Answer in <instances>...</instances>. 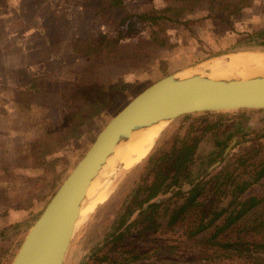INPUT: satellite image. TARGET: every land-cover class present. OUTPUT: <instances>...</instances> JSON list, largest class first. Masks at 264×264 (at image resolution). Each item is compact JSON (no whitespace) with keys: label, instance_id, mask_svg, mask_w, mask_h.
<instances>
[{"label":"rangeland","instance_id":"obj_1","mask_svg":"<svg viewBox=\"0 0 264 264\" xmlns=\"http://www.w3.org/2000/svg\"><path fill=\"white\" fill-rule=\"evenodd\" d=\"M110 2L96 0L94 5L85 6L86 17L92 23L93 32L90 33L94 34L83 43L101 34L111 39L120 30L123 39L118 48L111 49L109 56L96 59L78 53L80 56L73 55L67 65L54 66L51 74L21 87L15 94L19 105L14 114L11 118L0 119V264L10 263L28 229L95 137L135 95L168 75H189L192 72L209 75L210 71L202 68L203 64L216 57L227 61L232 54L228 58L213 54L232 47L236 42L242 43L240 53H264V48L257 47V40L247 37L264 30V0H220V6L229 5L228 11L219 6L209 8L208 2L202 1L192 15L182 17L181 23L162 22L160 28L154 27L158 38L170 48L156 46L151 39L152 29L136 17L130 20V31L126 24L120 27L119 23L126 15L162 10L173 0H120L115 8H110ZM236 5L241 11L231 15ZM13 20L19 23L18 17L13 16ZM83 43L73 42L72 49L73 44ZM56 48L57 45L53 51ZM97 91L106 93L111 104L102 113L91 116L90 106L99 98ZM198 116L181 117L166 124L148 155L136 164L116 165V168L109 169L113 154L105 167L109 169L105 180H111L112 188L104 201L91 203L88 207L74 231L63 264H114L111 258L119 252L110 249L109 235L131 191L147 172L141 165L148 156L167 151L175 137H182L189 125L217 123V132L232 133L236 145L224 163L232 161L253 144L262 146L263 152L258 157L264 158V110L215 113L201 120H197ZM53 149L54 153L45 154ZM212 149V141L205 138L198 154L203 164L216 157L211 155ZM198 168L195 166L194 171ZM263 191L264 178L250 186L245 197L262 195ZM179 228L164 236H156L177 240L186 230ZM211 233L212 230L200 237L205 238ZM135 243L132 236L126 241L127 247ZM145 243L143 240L136 246L145 247ZM147 249L151 247L142 251ZM209 254L197 257L195 252L161 250L140 264H167L168 259L160 255L194 264H250L240 259L199 260ZM104 255L107 259L103 258ZM124 264L139 263H133L129 258Z\"/></svg>","mask_w":264,"mask_h":264},{"label":"trees","instance_id":"obj_2","mask_svg":"<svg viewBox=\"0 0 264 264\" xmlns=\"http://www.w3.org/2000/svg\"><path fill=\"white\" fill-rule=\"evenodd\" d=\"M202 1H207L209 8L219 6L224 11L229 10V5H219L220 0H173L162 10L151 9L140 15H126L119 26L126 24L130 31V20L136 17L152 29L151 39L156 46L170 48L158 38L154 27L160 28L162 22L173 25L181 23L182 17L192 15L191 12ZM118 2L120 0H111L110 8H115ZM240 11L241 7L236 5L230 13L237 15ZM247 37L252 41L257 40L259 49L264 48V30ZM122 39L123 32L118 30L111 39L101 34L81 45L73 44V50L96 59L107 56L111 49L115 51ZM240 45L241 42H236L213 55L237 53L242 48ZM96 96L99 98L93 100L90 106L91 116L102 113L111 104L103 91H97ZM208 115H200L197 120ZM216 130L217 123L191 124L182 137H175L167 151L146 158L141 165L147 170L145 176L136 183L123 212L112 225L108 243L110 249L119 252L111 258L114 264H124L129 258L133 263L140 264L149 261L157 252L168 249L180 253L195 252L197 257L209 252L207 257L199 258L202 262L220 258L264 264V191L262 195L245 197L249 187L264 178V158L258 157L263 152L262 146L253 144L232 161L224 163L236 143L231 140V132ZM205 138L208 142L212 141L210 153L216 157L203 164L198 154ZM232 143L230 151L223 157L224 151ZM54 152L53 149L45 151V154ZM195 166L199 167L196 171ZM179 227L186 230L179 234L177 240L156 236L177 231L181 229ZM210 230L212 233L209 236L200 237ZM130 236L136 243L127 247L126 241ZM143 240H146L145 247H137ZM146 247L151 249L142 251ZM104 256L107 259V255ZM160 256L168 259L167 264H194Z\"/></svg>","mask_w":264,"mask_h":264},{"label":"water","instance_id":"obj_3","mask_svg":"<svg viewBox=\"0 0 264 264\" xmlns=\"http://www.w3.org/2000/svg\"><path fill=\"white\" fill-rule=\"evenodd\" d=\"M241 110H264V67L216 78L210 74L168 75L150 84L98 133L28 229L9 264H63L88 186L114 148L128 141L132 133L181 117Z\"/></svg>","mask_w":264,"mask_h":264},{"label":"crops","instance_id":"obj_4","mask_svg":"<svg viewBox=\"0 0 264 264\" xmlns=\"http://www.w3.org/2000/svg\"><path fill=\"white\" fill-rule=\"evenodd\" d=\"M95 1L6 0L0 17V119L14 114L21 87L51 74L54 66L67 65L73 55L80 56L72 51V43H83L94 34L85 6Z\"/></svg>","mask_w":264,"mask_h":264},{"label":"bare ground","instance_id":"obj_5","mask_svg":"<svg viewBox=\"0 0 264 264\" xmlns=\"http://www.w3.org/2000/svg\"><path fill=\"white\" fill-rule=\"evenodd\" d=\"M260 53L239 52L238 54H232V56H229L227 61H222V58L216 57L208 61L207 64H203L202 68H207L210 71V75L215 78L223 77L227 74L242 75L245 73L255 72L257 69L259 70L264 67V53ZM198 75L202 74L192 72L189 75H179V78L193 77ZM164 123L165 122H159L147 128L136 131L131 134L128 141L120 143L114 148L113 153L106 159L105 164L88 186L86 196L80 205L79 217L75 223L71 235H74L75 229L81 223L88 207H90V204H94V202L100 203L107 198L112 188L111 180H105V176L108 174L109 169L112 166L114 168L116 165H123L122 167H125L142 161L153 147L162 128L165 126ZM113 154H115L113 157V162L108 165L109 169L105 168L107 161L112 158Z\"/></svg>","mask_w":264,"mask_h":264},{"label":"flooded vegetation","instance_id":"obj_6","mask_svg":"<svg viewBox=\"0 0 264 264\" xmlns=\"http://www.w3.org/2000/svg\"><path fill=\"white\" fill-rule=\"evenodd\" d=\"M4 2V3H3ZM3 3V4H2ZM5 4H6V0L4 1V0H0V17L1 16H3V7L2 6H5ZM233 138V137H232ZM232 138H231V140H232Z\"/></svg>","mask_w":264,"mask_h":264}]
</instances>
